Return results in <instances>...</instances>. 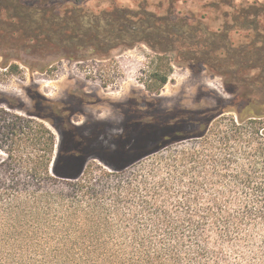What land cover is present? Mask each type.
Returning a JSON list of instances; mask_svg holds the SVG:
<instances>
[{"label":"trees","instance_id":"trees-1","mask_svg":"<svg viewBox=\"0 0 264 264\" xmlns=\"http://www.w3.org/2000/svg\"><path fill=\"white\" fill-rule=\"evenodd\" d=\"M139 42L156 52L149 92L183 57L230 96L110 118L84 96L0 92V264H264V0H0V74Z\"/></svg>","mask_w":264,"mask_h":264},{"label":"rangeland","instance_id":"rangeland-1","mask_svg":"<svg viewBox=\"0 0 264 264\" xmlns=\"http://www.w3.org/2000/svg\"><path fill=\"white\" fill-rule=\"evenodd\" d=\"M140 3L141 0H80L86 10L93 12L115 6L136 9ZM180 3L203 20L213 15H204L197 1ZM211 19L216 21L217 16L213 15ZM217 25L213 21L212 27ZM155 55L151 47L139 42L133 47L120 46L106 57L92 55L79 60L67 56L50 57L48 60L51 65L45 72L14 61L20 64V70L10 75L0 74V92L27 102L30 101L29 92L33 88L53 99L84 96L90 106L86 111L88 116L110 118H117L128 100L150 101L170 110L180 106L212 104L220 96H230L225 90L223 76L213 73L204 64L193 65L192 60L183 57L175 59L177 64H173L168 82L160 89V93L149 92L145 80L152 70L151 61ZM0 61L3 59L0 58ZM165 69L169 70V67ZM74 117L77 122L84 119L80 114ZM3 158L4 154L0 152V160Z\"/></svg>","mask_w":264,"mask_h":264}]
</instances>
